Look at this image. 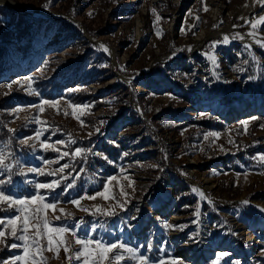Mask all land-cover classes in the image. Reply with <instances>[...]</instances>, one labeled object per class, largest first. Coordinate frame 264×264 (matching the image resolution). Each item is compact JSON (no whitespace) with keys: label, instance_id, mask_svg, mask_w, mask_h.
Instances as JSON below:
<instances>
[{"label":"rangeland","instance_id":"rangeland-1","mask_svg":"<svg viewBox=\"0 0 264 264\" xmlns=\"http://www.w3.org/2000/svg\"><path fill=\"white\" fill-rule=\"evenodd\" d=\"M2 1L21 10L14 11ZM2 1L0 33L6 34L0 41V128L15 129L0 139V150L11 154L7 161L11 170L0 169V180L11 177L3 186L6 193L30 197L36 183L59 178L27 173L29 167L48 172L64 163L75 168L81 162L82 172L65 170L69 182L77 177L74 188L64 192L56 189L54 193L40 190L49 201H57L58 207L73 214L57 220L55 216L60 213L49 210L51 226L71 227L82 239L122 242L152 261L164 259L165 264L175 258L183 264H217L218 260L219 264H264V215L254 206L242 204L247 200L264 208V166L253 159L264 154V128L260 127L264 124V48L224 44L222 38L210 37L229 27L237 34L253 31L264 36V25L254 30L250 23L264 15V7L257 4L244 19L243 11L253 7L252 0ZM205 5L208 11L203 10ZM200 38L204 41L195 49ZM217 41L220 43L213 49L212 42ZM100 42L114 56L107 54ZM209 55H215L218 66ZM172 64L175 71L184 64L191 68L174 79L166 70ZM253 76L256 78L249 79ZM26 77L34 78L31 87L39 96L28 94ZM83 89L91 98L78 103L75 98ZM41 99L60 100V104L56 108L43 105L44 112L30 107ZM69 101L90 107L83 115L77 113L78 120L71 114ZM17 108L21 110L15 112ZM237 110H246V115L226 117ZM36 116L51 127L40 140L29 141L35 148L20 144V140L34 137L36 130L47 127L32 122ZM245 120L250 121L246 130L240 123ZM212 132L220 136L205 140V134ZM45 138L70 153L76 147H92L100 153L103 142L121 150L118 157L115 153L106 156L109 171L100 181L101 173L94 176L85 169L87 162L92 164L96 158L92 153L86 160L66 157L45 165V159L58 157L51 148L40 147ZM70 139L77 143L68 147ZM57 140L66 144H56ZM21 168L26 175L20 174ZM110 176L117 178L109 184L112 194L121 203L130 200L126 210L116 207V215H92L94 205L107 208L116 204V200L101 197L81 200L79 208L69 203L102 191ZM125 177L134 181L132 187ZM121 186L127 197L119 195ZM193 188L204 190L206 198ZM166 204L167 213L160 214L158 209ZM197 205L199 216L193 215ZM11 215L10 210L0 211V217ZM150 216L153 219H148ZM168 224L173 227L168 228ZM178 225H185L183 231ZM12 242L19 243L9 237L8 243ZM219 245L222 247L217 248ZM209 251L213 253L207 254ZM0 252H4L2 260L23 254L22 249L3 245ZM222 252L228 256L220 257ZM189 253L200 257V262L187 259ZM124 255L127 258L128 254ZM45 256L48 264H68L63 249L60 259L48 252Z\"/></svg>","mask_w":264,"mask_h":264},{"label":"snow or ice","instance_id":"snow-or-ice-1","mask_svg":"<svg viewBox=\"0 0 264 264\" xmlns=\"http://www.w3.org/2000/svg\"><path fill=\"white\" fill-rule=\"evenodd\" d=\"M203 2V0H202ZM256 3L260 4L261 7H264V0H255ZM45 8L49 7V4L44 5ZM204 11H208V7L205 5ZM155 9H152V12L155 13ZM92 15V13H89ZM161 17L157 16V20H160ZM199 19V17H197ZM251 23V27L255 30L257 29L258 25H264V15L259 16ZM182 34H186L185 30L181 29ZM195 34V33H193ZM158 36L162 35L161 31L157 32ZM249 35L255 37V32L249 33ZM233 39H241L243 40L244 37L237 34V36L233 37ZM224 44L229 43L228 36H225L222 41ZM220 43L212 42L211 47L214 49L216 45ZM255 43L259 45L261 48H264V42L261 40H256ZM104 47V51H108L106 46ZM246 47H251V45H246ZM191 51V47L187 49ZM208 59L212 61L213 64H217L215 55H209ZM255 59V57H254ZM244 63H248V61H244ZM218 66V64H217ZM123 70V69H122ZM235 71H243L241 68L234 69ZM43 71V69L41 70ZM256 77H249V79H255ZM33 77H26L25 80L29 82L28 84V94L39 96L40 93L31 87V81H33ZM19 83V82H14ZM8 88L12 87V84L7 85ZM75 91V90H72ZM60 104V100H46L41 99L38 104L31 105L30 107H34L38 109L39 112H44L43 105H49L53 108H56L57 105ZM68 107L72 109V116L76 119H80V115L84 114V111L88 109L89 105H81V104H73L70 101L68 102ZM21 109L17 108L14 111L18 112ZM59 114V110H58ZM65 115H68V112H64ZM256 117H252L251 120H256ZM32 122L42 125H47V127H43L42 129H38L35 132L34 137H26L19 141L20 144L31 146L33 148L36 145H29V141L32 139L40 140L43 136L44 132L48 131L51 125H48L46 121H41L39 116L33 117ZM81 126H85L84 122L80 121ZM101 124L106 123V121H101ZM241 125L244 126L245 130L247 129V125L250 123L249 120L241 121ZM261 128H264V124L260 125ZM9 132L15 133V129H8ZM96 132L100 131V128L97 127L95 129ZM89 136L92 133L88 134ZM209 136L219 137L220 133L212 132L207 133L204 136V139L207 140ZM230 143L232 141H229ZM56 144L65 145L66 142L64 140H57ZM77 141L75 139H70L67 142V146L71 147V145L76 144ZM40 147L44 150H48L49 148L52 151L58 153V157L55 160H47L45 159L43 162L45 165H49L52 163H59V160L64 158H69L71 161H75L77 157L82 160L87 159V154L92 153L93 155L100 156L101 158L107 160L106 156H103L102 153L94 152L92 147L82 148L76 147L74 151L71 153L68 151H61L60 149L56 148L53 144L47 142V138H45L40 143ZM221 151H224L223 147L221 146ZM203 151V149H201ZM10 153H6L3 150H0V169L4 170H11L12 165L8 163V159L10 157ZM127 155V154H125ZM256 160L258 166H264V154H258L256 157H253ZM151 167H158V165H151ZM73 168V164L64 163L61 164L58 168L53 169L52 171L45 172L44 168L39 167H29L27 168V173H37L40 175H48V176H59L58 179H53L48 183H36L35 189L36 191L30 197L24 198H16L10 194H7L4 190L3 186L6 183L11 182V177H9L8 181L0 180V205H6V209L3 210H10L13 212V215L10 217H0V245H3L6 248L11 249H22V255H14L6 260H0V264H48V257L45 256V253H52L53 257L56 259H60V250L63 249L64 259L68 261V264H73V262H82V264H105V261H108L109 264H120V262L124 261L127 264V261H132L133 264H165L164 259H159L156 261H152L150 257L145 256L143 253L139 252L137 249L127 246L122 242H111V243H104L100 240H96L94 238H80L76 231L71 227H53L51 226V222L48 218L49 210L53 214L59 212L60 215H56L55 219L60 220L65 217H72L71 212H67L65 208L58 207L57 201H49L48 197L41 193V189L47 190L49 193H54L56 189H60L61 192L67 191L68 189H72L76 186V179L77 177L73 176L71 182H69V176L65 174V170ZM75 170V169H74ZM79 171H83L80 169ZM125 170L122 168L121 172L123 173ZM21 175H26L23 168L20 171ZM215 174V173H214ZM264 174V173H262ZM245 178H247L245 176ZM117 178L116 176H110L107 178L106 182L102 186V191H98L92 195H85L77 199H73L69 201L70 204L80 207L81 200L87 199L94 201L97 197L103 198V200H116L115 205H109L107 208H102L100 205H94L95 211L92 212V215H96L97 213L105 215V216H112L116 215V207H119L121 210H126V205L130 203V200L125 199L123 203L117 198L116 195L112 194L109 184L112 181H115ZM125 179L129 180L128 187H132L134 181H131L130 178L125 177ZM62 181L64 183H62ZM193 192L199 193L201 198H206L205 194L198 188H193ZM119 195L121 197H127L128 193L124 190L123 186H121V190ZM211 202V201H209ZM244 205H248L249 201L245 200L242 202ZM185 207H188L187 205ZM82 211H89L88 209L81 208ZM137 211H139L137 209ZM260 211L264 212V209H260ZM18 213V214H17ZM195 216L200 215L199 205L195 212L193 213ZM135 218V217H133ZM168 228H172L173 225L168 224L166 225ZM178 230L183 231L185 225H178L176 226ZM67 234V235H66ZM12 238L13 241L8 243V239ZM70 237V238H69ZM46 241V243H45ZM73 243L78 246L73 248ZM94 246V247H93ZM151 245H148V249H151ZM124 253H127V258L125 257ZM220 257L228 256V253H220ZM168 264H183V261L175 258L170 259ZM219 264V260L217 261ZM233 264H240L239 261L233 262Z\"/></svg>","mask_w":264,"mask_h":264},{"label":"bare ground","instance_id":"bare-ground-1","mask_svg":"<svg viewBox=\"0 0 264 264\" xmlns=\"http://www.w3.org/2000/svg\"><path fill=\"white\" fill-rule=\"evenodd\" d=\"M2 3H4L5 5H7L8 7H10V8H12L14 11H16V10H21V8L20 7H18V6H16V5H14L13 3H11V2H2ZM249 3H250V1H249ZM249 3H248V5H249ZM257 4L258 3H256L255 2V0H252L251 1V5L253 6V7H251V9H246V10H244L243 11V14H242V16H243V18L244 19H246L247 17H248V15H246V14H248V12H250V10H253L254 9V11H255V9H256V7H257ZM51 14V13H50ZM253 31H247L246 33H244V34H239V35H241V36H243L244 37V39L243 40H241V39H233V37H235V36H237V33H235L234 32V27H229V28H227L226 30H222V31H220V32H217V33H214V34H212L210 37H212V38H217V37H220V38H222V40H223V38L225 37V36H228V38H229V44H238V45H251V47L250 48H252L253 46H259V45H257L256 43H255V41L256 40H261L262 42H264V36L262 35V34H259V33H255V37H253V36H251V35H249V33H252ZM203 41H204V38H200V40H199V42L195 45L196 46V48L195 49H197V47H199L202 43H203ZM100 46H101V48L104 50V47L103 46H106V45H104L102 42H100ZM107 47V46H106ZM108 48V51H105L107 54H109L110 56H114V52L109 48V47H107ZM249 48V47H248ZM263 109H264V107H263ZM244 116V115H246V110H237V111H235V112H231V113H228L227 115H226V117L227 118H235V117H237V116ZM208 185V184H207ZM203 191V193H204V190H202ZM251 206H254L256 209H258L259 211H260V209H264L261 205H258V204H252V203H249ZM168 209H169V205L168 204H166V205H164L161 209H158V212L160 213V214H166L167 213V211H168ZM263 213V215H264V212H262ZM152 214H154V213H152ZM151 214V215H152ZM155 218V217H154ZM148 219H153V216H150V218H148ZM148 222V220H146L144 223H147ZM140 226V225H139ZM221 244V243H220ZM220 247H222L221 245H219L217 248H220ZM184 252V250H182V248H180L179 247V253H183ZM213 252L212 251H209V253H207V254H212ZM187 256H186V258L187 259H190L193 263H198V262H200V257L198 258V257H196L194 254H186Z\"/></svg>","mask_w":264,"mask_h":264},{"label":"trees","instance_id":"trees-1","mask_svg":"<svg viewBox=\"0 0 264 264\" xmlns=\"http://www.w3.org/2000/svg\"><path fill=\"white\" fill-rule=\"evenodd\" d=\"M16 17L19 18V19L21 18L19 15L16 16ZM5 34H6L5 31L0 33V41H4V38H2V35H5ZM185 67H186V65L184 64L183 68L180 71H175V67L172 64V65L168 66V68L166 69L167 70V74L172 76V77H174V79H177L183 74V71L185 70ZM79 87H83L84 88L85 86L80 85ZM90 98H91L90 92L85 90V89H83L80 92V94L79 93L77 94V96L75 98V101L80 103L82 101H88ZM209 113L214 115L211 112H209ZM8 134L9 133H8V131L6 129L0 128V139H3L2 137H7ZM73 149H75V148H72V150ZM120 150L121 149L118 146L114 147L111 144H106V143L103 142L102 148L100 149L99 152L102 153L103 156H107V155L110 156L111 154L115 153L117 155V157H118L119 153H120ZM113 159H116V158H113ZM107 160L101 158L100 156H96V158L94 159V162H92V164H90V161L87 162V164L85 165V169L89 168L88 171H90V173H92V175H94V176H98V173H101L100 174L101 178L99 179L101 181L106 176V173L109 171V164H108ZM81 167H82V164H81V162H79V163H76L75 168L70 169V170H73L74 172H77L78 170H80ZM2 253H4V252H0V260H2L4 258V255Z\"/></svg>","mask_w":264,"mask_h":264},{"label":"built area","instance_id":"built-area-1","mask_svg":"<svg viewBox=\"0 0 264 264\" xmlns=\"http://www.w3.org/2000/svg\"><path fill=\"white\" fill-rule=\"evenodd\" d=\"M186 67H187V66H186ZM186 67H185L186 71H188V70L191 68V66H189V67H187V68H186ZM213 99H214V98H213ZM215 101H216V100H215ZM211 107H212V105L210 104V108H211ZM226 112H228V110H227ZM172 150H173V149H172Z\"/></svg>","mask_w":264,"mask_h":264},{"label":"water","instance_id":"water-1","mask_svg":"<svg viewBox=\"0 0 264 264\" xmlns=\"http://www.w3.org/2000/svg\"><path fill=\"white\" fill-rule=\"evenodd\" d=\"M1 1H2V0H0V2H1ZM2 2H4V1H2ZM2 2H1V3H2Z\"/></svg>","mask_w":264,"mask_h":264}]
</instances>
